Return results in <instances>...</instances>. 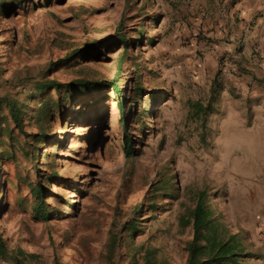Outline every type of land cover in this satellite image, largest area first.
Listing matches in <instances>:
<instances>
[{
    "label": "rangeland",
    "instance_id": "374dc122",
    "mask_svg": "<svg viewBox=\"0 0 264 264\" xmlns=\"http://www.w3.org/2000/svg\"><path fill=\"white\" fill-rule=\"evenodd\" d=\"M0 3V264H187L200 193L230 234L264 204L224 17L209 28L200 0Z\"/></svg>",
    "mask_w": 264,
    "mask_h": 264
},
{
    "label": "crops",
    "instance_id": "0c3cea01",
    "mask_svg": "<svg viewBox=\"0 0 264 264\" xmlns=\"http://www.w3.org/2000/svg\"><path fill=\"white\" fill-rule=\"evenodd\" d=\"M200 4L198 18H208L209 28H214L220 17L225 18L224 25L228 26L231 40L226 49L238 47L237 58L246 69L238 86L256 110L254 127L258 129V143L264 144V0H200ZM198 22L201 24L202 20ZM255 52L258 54L254 55ZM249 207V219L236 217L232 229L235 227L234 234L242 235L252 243L251 251L257 250L264 257V204Z\"/></svg>",
    "mask_w": 264,
    "mask_h": 264
},
{
    "label": "trees",
    "instance_id": "16d2710c",
    "mask_svg": "<svg viewBox=\"0 0 264 264\" xmlns=\"http://www.w3.org/2000/svg\"><path fill=\"white\" fill-rule=\"evenodd\" d=\"M2 7H5V4L0 3V9ZM77 53L79 51H76L74 55ZM105 85L120 93L115 81ZM50 86L56 91L64 90L67 94L74 95L75 92H79L77 90L79 86L91 87V84L83 81L70 84L52 82ZM9 107L15 124L18 128H22L23 122L19 116V110L14 106ZM205 195L204 192L199 194L198 204L191 215L194 237L187 248L189 253L187 264H245V260L252 255L246 251L241 236L230 234L223 224L215 220L212 210L205 204ZM37 203H42L40 191L37 193ZM36 210L41 219L45 220L48 217L42 206L39 205ZM6 251L5 242L0 234V260L5 258ZM16 261L20 264L19 260Z\"/></svg>",
    "mask_w": 264,
    "mask_h": 264
},
{
    "label": "built area",
    "instance_id": "2783aa9c",
    "mask_svg": "<svg viewBox=\"0 0 264 264\" xmlns=\"http://www.w3.org/2000/svg\"><path fill=\"white\" fill-rule=\"evenodd\" d=\"M240 67H236L234 66L233 68H228L226 69V73L227 74H231V75H238L240 73V70H239Z\"/></svg>",
    "mask_w": 264,
    "mask_h": 264
}]
</instances>
